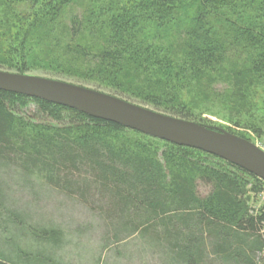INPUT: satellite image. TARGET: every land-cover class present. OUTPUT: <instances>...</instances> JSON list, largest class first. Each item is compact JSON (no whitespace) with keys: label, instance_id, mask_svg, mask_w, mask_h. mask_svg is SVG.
Masks as SVG:
<instances>
[{"label":"trees","instance_id":"16d2710c","mask_svg":"<svg viewBox=\"0 0 264 264\" xmlns=\"http://www.w3.org/2000/svg\"><path fill=\"white\" fill-rule=\"evenodd\" d=\"M0 70H42L202 124L188 91L209 97L220 85L239 100L264 83V0H0ZM29 103L60 126L17 115ZM128 130L0 91V172L16 165L85 204L100 197L113 239L139 235L177 264L208 255L264 264V206H251L264 181L195 149L162 141L159 154L151 142L107 136ZM199 182L211 187L207 196ZM3 196L0 182V216ZM29 232L39 246L63 242L53 227ZM0 264L21 263L0 252Z\"/></svg>","mask_w":264,"mask_h":264},{"label":"rangeland","instance_id":"374dc122","mask_svg":"<svg viewBox=\"0 0 264 264\" xmlns=\"http://www.w3.org/2000/svg\"><path fill=\"white\" fill-rule=\"evenodd\" d=\"M28 74L79 85L76 81L55 77L42 70ZM80 86L91 88L84 84ZM223 88L216 86L209 97L203 95L201 89L188 91L185 100L194 107L196 119L202 124L219 131L243 135L246 137L244 139L264 151V83L251 85L248 95L239 100L231 96L225 98ZM39 111L37 104L29 103L17 115L35 124L60 126ZM107 136L113 142H151L159 154L165 145L162 140L142 138L132 130L109 133ZM0 182L8 212L0 216V252L21 264H44L47 258L53 260L48 261L50 264H177L168 259V252L163 246H153L139 235L124 233L118 240L113 239L105 213L100 208V197L88 196L90 202L85 204L75 196H67L50 188L36 175L24 174L16 165L2 168ZM210 190V186L198 183L200 196H207ZM251 206L255 211L264 206V191L251 201ZM36 226L59 229L63 234L61 245L52 249L50 246L36 244L29 232V228L34 230ZM257 261L263 263L261 254ZM203 264L221 263L208 255Z\"/></svg>","mask_w":264,"mask_h":264},{"label":"water","instance_id":"95a60500","mask_svg":"<svg viewBox=\"0 0 264 264\" xmlns=\"http://www.w3.org/2000/svg\"><path fill=\"white\" fill-rule=\"evenodd\" d=\"M0 91L45 101L231 163L264 181V151L251 141L92 88L0 70Z\"/></svg>","mask_w":264,"mask_h":264}]
</instances>
